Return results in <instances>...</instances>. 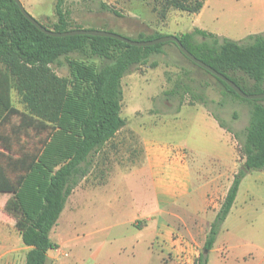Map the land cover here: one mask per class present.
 <instances>
[{"label":"rangeland","instance_id":"obj_1","mask_svg":"<svg viewBox=\"0 0 264 264\" xmlns=\"http://www.w3.org/2000/svg\"><path fill=\"white\" fill-rule=\"evenodd\" d=\"M165 1L64 0L63 11L72 28L105 27L132 38L139 34L177 35L201 28L222 38L242 41L264 26V12L260 10L264 0H202L201 9L192 13L167 7ZM20 2L38 22L52 27L57 21L55 0ZM101 3L117 14L102 9ZM195 39L202 38L196 36ZM66 56L92 63L98 69L110 62L79 51ZM51 69L60 77L71 78L64 55ZM121 85L120 115L125 124L92 156L89 173L67 197L50 231V238L57 244V248L48 253L50 263L194 264L223 200L222 190L209 196L201 210L180 203L168 207L161 217L157 213L139 216L144 203L152 199L148 173L141 166L144 163L142 139L181 142L198 148L210 158L227 157L232 152V179L244 160L233 132L240 133L247 125L252 103L228 92L171 43L164 44L159 53L150 54L143 63L131 66L122 77ZM187 88L192 93H185ZM198 93L203 94L205 106L232 133L217 131L189 116L174 117L182 103H196L192 94ZM10 99L17 110L28 112L14 88ZM19 120V116H12L8 123L0 126L1 133L7 136L13 153H36L47 133L31 126H18ZM241 184L240 199L207 252V264H264V169L250 170ZM103 196L107 199L104 204L99 201ZM117 197L118 211L96 216L102 206L105 209L116 206L110 199ZM132 213L135 216L128 219L127 225L126 218ZM181 213L183 220L177 218ZM21 228V215L13 209L12 195L0 193L2 264L24 263L28 247L20 240Z\"/></svg>","mask_w":264,"mask_h":264},{"label":"trees","instance_id":"obj_2","mask_svg":"<svg viewBox=\"0 0 264 264\" xmlns=\"http://www.w3.org/2000/svg\"><path fill=\"white\" fill-rule=\"evenodd\" d=\"M63 4L64 0H55L57 21L52 27L41 24L55 31L83 28L70 27ZM165 4L192 13L198 12L203 2L166 0ZM100 6L117 14L104 3ZM98 29L110 31L105 27ZM162 35L166 34L126 37L151 40ZM176 36L195 57L230 78L245 93L264 91V31L249 34L242 41L222 38L201 28ZM196 36L202 39L197 40ZM167 43L175 45L165 42L138 47L115 38L85 34L53 37L31 24L13 0H0V63L3 65L0 69V126L17 115L18 126H31L47 133L36 153L15 154L7 136L0 131V193L12 195L13 209L21 215L20 237L28 247L23 264H51L47 252L56 249L57 244L50 238V231L67 197L89 173L92 156L125 124L120 115L122 77L131 66L143 63L150 54L159 53ZM77 51L110 62L98 69L92 63L66 56ZM63 55L71 78L60 77L51 69ZM202 70L237 98L252 103V109L245 128L240 133L233 132L244 160L233 175L194 264H207L206 254L212 249L232 207L241 179L250 170L264 169V99L241 98L225 82ZM12 88L21 96L28 112L12 106ZM185 93L192 90L187 88ZM192 98L206 103L201 93L192 94ZM214 117L222 128L231 132Z\"/></svg>","mask_w":264,"mask_h":264},{"label":"crops","instance_id":"obj_3","mask_svg":"<svg viewBox=\"0 0 264 264\" xmlns=\"http://www.w3.org/2000/svg\"><path fill=\"white\" fill-rule=\"evenodd\" d=\"M260 10L264 12V5ZM263 31L264 26L257 29L256 32ZM183 116H189L192 119H196L197 122H203L202 124H208L217 131L221 129L222 132L226 133L225 129L215 119L213 113L202 103H182L177 108L176 113H174V117L181 118ZM228 140L230 144L229 136ZM142 144L144 148V163L141 166L148 173L152 199L144 203L145 207L142 213L137 210L139 216L145 217L147 214L157 213L161 217V215L167 213L168 207L180 203L184 205L190 204L193 209L201 210L203 206L207 205L208 197L216 194L218 190H222L224 198L232 181L230 174L232 152L227 157L214 155V158H210L204 152L199 151L198 148L170 139L154 138L153 140L144 137ZM242 179L235 200L224 221L227 220L234 207H236L238 199H240ZM118 200L119 197L110 199V201H114L113 204L116 206H111V209H105L102 206L96 216L107 215L109 212L112 214V211H118L120 207L119 203H117ZM99 201L104 204L107 199L103 196L100 197ZM134 214L132 213L126 218L127 225L128 219ZM177 218L183 220L182 213L177 214ZM139 231L144 233V230L139 229ZM147 241L149 245L150 238ZM49 251L47 252L48 258L50 257ZM0 264H2L1 261Z\"/></svg>","mask_w":264,"mask_h":264},{"label":"water","instance_id":"obj_4","mask_svg":"<svg viewBox=\"0 0 264 264\" xmlns=\"http://www.w3.org/2000/svg\"><path fill=\"white\" fill-rule=\"evenodd\" d=\"M16 5L18 6L21 14L31 23L33 24L38 30L43 32L44 34L53 36V37H63V36H70V35H77V34H85L91 36H103V37H110L115 38L119 41H122L128 45L144 47L150 46L158 43H165V42H173L179 51L188 58L191 62L198 65L202 69L208 71L210 74L215 76L216 78L220 79L221 81L225 82L238 96L244 99H264V91L260 93H252L247 94L241 90V88L235 84L230 78L225 76L224 74L218 72L210 65L206 64L202 60L195 57L188 49H186L182 43L179 41L176 35L166 34L160 37L151 39V40H134L130 39L124 35H121L117 32L108 31V30H101V29H93V28H78V29H71L65 31H55L53 29H48L43 26L40 22H38L34 17H32L23 7L20 0H13Z\"/></svg>","mask_w":264,"mask_h":264}]
</instances>
